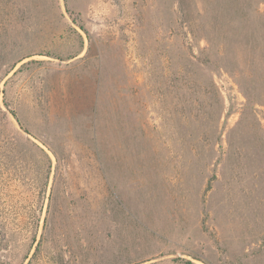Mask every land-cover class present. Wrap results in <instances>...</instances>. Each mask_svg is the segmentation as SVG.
I'll list each match as a JSON object with an SVG mask.
<instances>
[{
    "label": "rangeland",
    "instance_id": "obj_1",
    "mask_svg": "<svg viewBox=\"0 0 264 264\" xmlns=\"http://www.w3.org/2000/svg\"><path fill=\"white\" fill-rule=\"evenodd\" d=\"M15 5L0 264H264V0Z\"/></svg>",
    "mask_w": 264,
    "mask_h": 264
},
{
    "label": "trees",
    "instance_id": "obj_2",
    "mask_svg": "<svg viewBox=\"0 0 264 264\" xmlns=\"http://www.w3.org/2000/svg\"><path fill=\"white\" fill-rule=\"evenodd\" d=\"M15 3H16V0H0V28L4 24V17L3 16H8L9 14H12V16H13L14 11L18 10V8L15 5ZM7 5H9L8 9H7ZM9 8H12V11L10 13H5L4 14L3 11L9 10ZM9 19L10 18L8 17V20ZM14 40L15 39L13 38V39L9 40V42H8V45H9L8 49H10V50L7 51L8 55L13 50ZM0 41H1V39H0ZM3 47H4V44L0 43V68H1V66L5 65L4 58L2 59V54H1ZM31 55H33V53H29V54H25V55L21 54V55H18L16 57H14V56L11 57V59H8V61H12V63H11L12 66L9 65V69L8 70L12 69L16 65V63L22 61L24 58H26L28 56H31ZM1 79H2V75L0 74V81H1ZM3 85H4V87L0 90L2 95H4V93H5V85H6L5 81H4ZM2 103L6 107L8 112L12 115L14 120L17 122L19 129H21L23 132H26V133L29 134V132L22 127V125H21V123L19 121V118L17 117L15 112L8 108V104L5 102L4 99L2 100ZM0 112L4 113V111L2 110L1 107H0ZM14 136H17V134L9 135V136L7 135L6 138L9 139V137H14ZM6 138H5V140H6ZM17 140H18V146H19L18 154H19V157L21 159L27 158L29 155L30 156L34 155V157H33L34 160H37V161L41 162V166L43 168L42 174L44 175L43 176L44 177L43 186H45L46 182L48 181L50 170H51V159H50L48 153L45 151V149L43 147H41L40 145L35 143L29 137H24L22 135H19V136H17ZM6 141H8V140H6ZM8 151H11V150H8ZM6 156L7 155L5 154L4 159L8 160V159H6ZM4 162H7V161H4ZM52 192H53V189H52L51 193ZM51 197H52V195L50 194V196H49L50 201H51ZM50 205H51L50 203L47 204V212L49 211ZM44 229H47L46 224L44 225ZM1 234H2V237L5 236L4 235V231H1ZM38 243L36 244V246L38 245ZM186 262L189 263V264H193V263H191V261H186Z\"/></svg>",
    "mask_w": 264,
    "mask_h": 264
},
{
    "label": "water",
    "instance_id": "obj_3",
    "mask_svg": "<svg viewBox=\"0 0 264 264\" xmlns=\"http://www.w3.org/2000/svg\"><path fill=\"white\" fill-rule=\"evenodd\" d=\"M18 125V124H17ZM24 133H26V132H24ZM28 134V133H27Z\"/></svg>",
    "mask_w": 264,
    "mask_h": 264
}]
</instances>
